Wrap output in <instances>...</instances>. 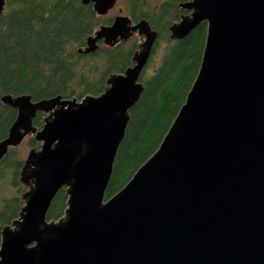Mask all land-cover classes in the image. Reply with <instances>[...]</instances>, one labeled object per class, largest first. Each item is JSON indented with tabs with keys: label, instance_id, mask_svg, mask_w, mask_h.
<instances>
[{
	"label": "water",
	"instance_id": "obj_1",
	"mask_svg": "<svg viewBox=\"0 0 264 264\" xmlns=\"http://www.w3.org/2000/svg\"><path fill=\"white\" fill-rule=\"evenodd\" d=\"M117 2L83 0L99 15ZM178 5L187 13L170 25V39L207 26L199 70L158 148L110 198L159 35L147 19L118 14L78 48L89 55L143 37L133 64L110 73L100 94L1 96L17 118L0 160L28 134L41 145L21 169L23 204L0 230V264H264V0ZM38 112L46 114L40 129ZM61 189L63 215L49 219Z\"/></svg>",
	"mask_w": 264,
	"mask_h": 264
},
{
	"label": "trees",
	"instance_id": "obj_2",
	"mask_svg": "<svg viewBox=\"0 0 264 264\" xmlns=\"http://www.w3.org/2000/svg\"><path fill=\"white\" fill-rule=\"evenodd\" d=\"M126 1L134 21L145 18L159 32L147 67L159 47H165L153 72L146 74L145 70L142 74L145 90L130 110L106 198L118 192L158 148L197 75L207 31L203 23L182 40L170 39L169 27L183 12L178 4L187 0H165L157 6L151 0ZM111 21L112 17L98 15L93 5L83 0H9L0 16V109L9 107L1 101L4 94L29 93L33 100H40L101 93L110 73L122 72L133 63L132 56L141 40L134 36L115 47L101 44L95 53L79 54L78 48L85 45L100 22ZM44 116L39 112L34 124L41 126ZM6 132L7 125H0V140ZM35 142L31 140L32 145ZM16 182L20 187L18 177ZM66 200L65 190L61 189L49 208V219L63 215ZM21 204L18 195L3 201L0 229L12 221Z\"/></svg>",
	"mask_w": 264,
	"mask_h": 264
},
{
	"label": "rangeland",
	"instance_id": "obj_3",
	"mask_svg": "<svg viewBox=\"0 0 264 264\" xmlns=\"http://www.w3.org/2000/svg\"><path fill=\"white\" fill-rule=\"evenodd\" d=\"M163 1H165V0H151V3H152V5L157 6ZM118 14L130 15L129 11H128V6H127L126 0H120L119 3L116 5V7L114 9H112L106 16H103V17L104 18H109V17L114 18ZM102 24H105V23L100 22L98 27ZM141 41H142V38H141L140 42ZM164 47H165L164 44H162L161 47H159L157 53L155 54L153 63L151 61L150 65L146 69V74H151L153 72L154 66L157 63H159V61L161 60ZM29 150H30L29 143H28V141L27 142L25 141V143L20 147V149L16 151V155H14V158L16 160L17 159H23L24 157L26 158ZM11 173L12 172L9 169L8 170L4 169L2 174H1V177H0V208H1L3 201L5 199H9V198H11L13 196H17V195L21 198V194L25 190V188L22 185L19 187L18 184L13 183V178L11 177L13 175ZM15 190H17V191H15Z\"/></svg>",
	"mask_w": 264,
	"mask_h": 264
},
{
	"label": "flooded vegetation",
	"instance_id": "obj_4",
	"mask_svg": "<svg viewBox=\"0 0 264 264\" xmlns=\"http://www.w3.org/2000/svg\"><path fill=\"white\" fill-rule=\"evenodd\" d=\"M182 13H186L185 11H183ZM181 13V14H182ZM5 110V111H7L8 110V113L5 115L4 114V112L5 111H2V110ZM0 109V119H3L4 121H2V122H0V125H7V132H6V135L1 139V140H3V139H5L7 136H8V134H9V129H10V127L12 126V124L14 123V121L16 120V118H17V109H14V108H12V107H8V108H4V107H2ZM37 117V116H36ZM35 117V118H36ZM35 118H34V120H35ZM34 120H33V124H34ZM34 126L35 127H37V129H40L41 128V126H36L35 124H34ZM32 139H34V135L33 134H28L23 140H22V142L20 143V144H18L17 146H10L9 147V149H8V152L5 154V156L0 160V177H1V174H2V172H3V170L4 169H9L12 173V175L13 176H11L12 178H13V181H14V179H16V177H18V179H19V182H20V171H21V169H22V167H23V165H24V162H25V160H26V158H27V156H26V158L24 157L23 159H15L14 158V155H16V151L17 150H19L20 149V147L25 143V141L27 142L28 141V143H29V146H30V149H32V148H39V146H40V143L38 142V141H36L35 143V145H32L31 144V140ZM0 140V141H1ZM20 156V155H19ZM17 171L19 172L18 173V175L16 174L17 173ZM16 184H18L17 182H16ZM20 206L21 205H19V209H20ZM18 212L19 211H17L16 212V214H15V217H13V219L14 218H16L17 216H18Z\"/></svg>",
	"mask_w": 264,
	"mask_h": 264
},
{
	"label": "bare ground",
	"instance_id": "obj_5",
	"mask_svg": "<svg viewBox=\"0 0 264 264\" xmlns=\"http://www.w3.org/2000/svg\"><path fill=\"white\" fill-rule=\"evenodd\" d=\"M22 1V0H21ZM24 11V10H23ZM8 26V25H7ZM32 26V25H31ZM66 53V52H65ZM112 53V52H111ZM76 56V55H75ZM123 61V60H122ZM62 76V75H61ZM34 98V97H33ZM2 106V105H1ZM2 110V109H1ZM1 112V111H0ZM12 219V218H11Z\"/></svg>",
	"mask_w": 264,
	"mask_h": 264
}]
</instances>
